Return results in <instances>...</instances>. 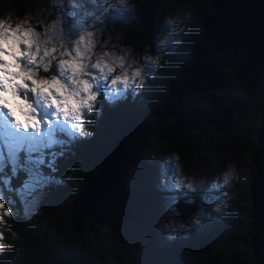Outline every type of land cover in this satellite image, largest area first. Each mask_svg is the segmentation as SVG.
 I'll list each match as a JSON object with an SVG mask.
<instances>
[{
	"label": "clouds",
	"instance_id": "clouds-1",
	"mask_svg": "<svg viewBox=\"0 0 264 264\" xmlns=\"http://www.w3.org/2000/svg\"><path fill=\"white\" fill-rule=\"evenodd\" d=\"M163 4L168 9L170 0ZM193 14L191 0L171 7L152 43L141 48L129 35V25L141 18L137 0H39L22 13L14 6L0 7V257L20 239L13 221L22 215L31 222L42 212L29 208L26 200L38 184L53 179L43 169L55 173L57 161L73 145L94 138L101 101L109 107L136 101L184 43ZM21 172L26 179L13 189L12 179ZM160 172L158 190L184 193L188 206L197 204L196 194L205 187L226 190L240 178L235 162L211 180L186 174L175 150L163 156ZM55 182L62 183L59 178ZM12 192L19 208L8 195ZM165 199L166 214L156 227L170 244L189 239L213 213L227 209L231 197L223 191L211 211L198 205L187 220L179 196Z\"/></svg>",
	"mask_w": 264,
	"mask_h": 264
},
{
	"label": "rangeland",
	"instance_id": "rangeland-1",
	"mask_svg": "<svg viewBox=\"0 0 264 264\" xmlns=\"http://www.w3.org/2000/svg\"><path fill=\"white\" fill-rule=\"evenodd\" d=\"M11 2L12 0H1L0 7H12ZM23 2L26 8L33 6L39 0H23ZM184 2L185 0H170V7L166 9L163 0H137L138 7L144 8V12L139 14L141 18L138 22L129 25V35L134 38V42L140 44L141 48L145 43L151 44L153 35L160 30L163 14L169 11L171 7ZM205 2L206 0H191L194 14L189 31L185 35L184 41L186 43H189L190 37L195 33V27H193L195 12L198 9H204L206 7ZM183 44L174 55L168 57V63L162 67L163 75H166L167 78L181 60L176 55L181 52ZM160 72L155 81H149L144 92L137 99L149 98L154 94L155 88L160 85L158 83ZM201 97L202 95L186 98L197 101L199 110L204 108L200 100ZM240 117L245 125V138L230 140L221 137L215 129L204 126L196 130L189 129L186 134H182V143H185L182 146L183 149L175 146L173 142L176 138L170 133L164 132L151 139L148 145L150 150L154 152L153 158L139 159L134 165L135 167L131 168L127 178L128 185L133 190L135 189V193L128 203L129 208L135 213V219L113 236H109L110 228L106 224L96 226L90 236L72 235L70 219L64 213L62 203L51 213L49 202L52 200L49 196V190L54 187L51 185L56 182L51 174L43 172L44 176L53 179L46 184L43 182L38 184L31 197L26 200V204L29 208L39 207L42 209L41 214L34 216L31 220L41 226L40 232L45 242V249L43 252L22 249L18 253L19 259L12 264H151L154 260L162 259L168 250L175 249V247L177 248L175 255L166 259L171 263L230 264L231 257L228 255V251L232 250L237 254L232 256L235 264H239V262L256 264L253 262L246 239L243 236L242 227H240L242 215V210L239 208L240 201L231 191L236 181L226 190L216 191L205 187L201 193H198L205 201V204L201 206L208 211H211L213 203L218 202L215 197L221 196L223 191H228L231 199H229V207L221 214L213 213V219L205 221L202 228L193 229L189 239H177V241L169 244L163 240L161 231L156 227L157 221L166 214L164 211L165 197L176 195V193L162 192L157 187L158 175L163 174L160 172V165L163 156L168 151L175 150L181 153L186 174L204 176L207 180H211L227 163L235 162L238 165L241 182L250 176L252 165L250 151L254 149L253 146L251 147L250 137L255 133L258 122L252 108L251 110L243 109ZM148 118V126L157 122L155 118ZM120 141L114 142L111 146ZM184 159H187V162L184 163ZM122 170L123 167H114L108 174L116 181L123 173ZM25 179L26 177L23 181ZM241 182L235 183V190L238 189ZM210 237L215 240V245L206 258L190 246V241L202 238L208 242ZM262 249L264 251V243Z\"/></svg>",
	"mask_w": 264,
	"mask_h": 264
},
{
	"label": "water",
	"instance_id": "water-1",
	"mask_svg": "<svg viewBox=\"0 0 264 264\" xmlns=\"http://www.w3.org/2000/svg\"><path fill=\"white\" fill-rule=\"evenodd\" d=\"M227 49L232 50V55H217ZM261 67H264V0H207L197 39L170 80L161 102L163 125H174V130L182 131L209 126L225 133L236 124V116L251 105L231 92L209 97L205 107L199 110L197 101L183 98L212 94L223 84V69L234 78L250 79ZM155 133L153 127L147 126V112H139L110 134L83 174L78 195L72 201L70 219L77 233L92 232L96 226L106 224L110 234L114 235L134 218L128 206L134 190L126 180L131 167ZM254 137L256 144L251 153L253 173L248 183L251 213L247 235L256 264H264L261 244V237L264 238V114ZM119 140L118 144L124 142L126 146L123 154L116 152L118 144L111 146ZM95 166L99 168L95 169ZM114 167H123V173L116 181L108 174ZM106 180L107 184L101 191L107 192L100 194V187ZM112 196H117L114 202L109 201ZM183 197H180L178 207L183 213L182 219L186 220L196 211L197 204L185 205ZM205 240L196 242L194 249L209 254L214 242ZM229 253L237 255L232 250ZM153 264L170 263L156 260Z\"/></svg>",
	"mask_w": 264,
	"mask_h": 264
},
{
	"label": "trees",
	"instance_id": "trees-1",
	"mask_svg": "<svg viewBox=\"0 0 264 264\" xmlns=\"http://www.w3.org/2000/svg\"><path fill=\"white\" fill-rule=\"evenodd\" d=\"M206 3L207 0L204 3V5ZM11 4H13L14 7L18 8L20 12L25 10V4L23 0H12ZM204 10L205 8L204 9L201 8L198 9L197 12H195V21L193 23V27H195V33H193V35L190 37L191 40L189 41V43H186L184 41L181 52L178 55H176V57L180 58L181 60L174 67L169 78H167L166 75H163L162 72L163 68H162L160 72L161 74L159 75L158 78V83L160 85L155 88V92L151 97L139 98L136 99V101L134 102L131 101L120 102L113 107H109L105 102L101 101L103 107V114L101 118L97 121L96 125L93 126V130L95 131L94 138L88 141H80L77 142L75 145H73L72 149L57 161V164L55 165L57 171L55 173H52L47 168L43 169V172H47L51 174L52 177H54V179L59 178L60 181H62V183L60 184L55 183L54 185H51L54 187L51 190H49V196L52 200L51 202H49V204L51 205L50 206L51 213H53L55 209L58 208V205L62 203V207L64 208V213L70 219L72 201L76 199L78 195L79 188L82 185V176L85 173L87 167L90 165L91 160L100 151V149L102 148L103 144L107 141L110 134L114 130H116L124 121H126L132 116H135L139 112H147V119H149L148 117H152L155 118L157 121L156 123L151 124V126L147 125L148 127H153L156 130V133L154 134L152 139L158 137L160 134L164 132L170 133L172 134V136L174 135L176 138L175 141L173 142L175 146H178L183 149L182 146L185 143H182L181 136L182 134H186L188 130L186 131L174 130V125H163L161 102L168 90L169 81L172 79L175 72L179 68L182 60H185L188 53V49H191L192 44L197 39ZM138 12L139 14H142L144 12V8L138 7ZM220 54L232 55V50L227 49L222 53H217V55ZM223 70H224V81L222 86L217 90H215L216 92L213 91L212 94L202 95V97L200 98L201 103L205 107V103H207L209 97L220 96L231 92L237 97H239L245 104L251 105L249 109L251 110L252 108L254 116L257 119V122H259L260 118L264 114V104L263 106H259V108H257V105H260V103H264V67H261V69L258 72L252 74L250 79L234 78L226 69ZM183 99H187V98H183ZM252 104L255 105L253 106ZM240 116H241V112L236 116L237 117L236 124L231 126L225 133L218 132L221 135V137L230 140H232L233 138L246 137L245 125ZM250 139L253 141L252 146L254 147L256 143L254 134L251 135ZM150 140H148L146 147L139 155V159L145 157L153 158L154 152L150 150V146L148 145ZM251 153L252 151H250V154ZM185 162H187V159H184V163ZM250 172H251L250 176L243 182H241V180L236 181V182H241V185L238 187L237 190H235L234 189V185L236 183L235 182L234 185L232 186L231 191L240 201L239 208L242 210L241 211L242 215L240 217V227H242L243 236L246 239L249 252L251 253L249 239L247 235V230H248L247 224L250 221L249 215L251 213V201L248 195V183L252 178L253 164L250 167ZM25 177H26L25 174L21 172L17 178H13L12 188L13 189L18 188ZM126 181L128 184V179ZM0 185L2 188V182H0ZM8 195L11 196L13 200H16V207L19 208L20 204L15 193L12 192L9 193ZM134 219H135V213H134V218L132 220ZM130 221H127L126 224L121 227V229L123 230L129 224ZM70 223L73 231L72 235L76 234V236L78 235L82 237V236H90L93 233V231L90 232L86 230L82 231L81 233H77L72 226L71 219H70ZM13 224H14V230L17 231L18 234L20 235V239L15 242V247L12 250L7 251L4 257H0V264L15 263L16 260L14 261L13 257L18 255V252L16 251L17 248L24 250L33 249L38 252H43L45 249L44 248L45 242L43 240V237L41 236V232H40L41 226L39 224L33 222L32 220L31 222H27L22 215L18 216L13 221ZM109 236H113V235H111L109 232ZM208 239L213 240L214 242L213 246H214L215 240L213 238H208ZM199 240L200 239L196 241L194 240L190 241V246L192 247L193 244H195ZM263 243H264V238L261 237V244ZM175 249L177 248L175 247ZM175 249L172 248L171 250H168L167 253L164 254L163 259L175 255ZM201 254L205 258L209 255L203 253ZM228 255L231 257V260L229 261L230 264H233V258L230 255L229 251H228ZM251 256L253 262L255 263L256 262L255 258L253 257L252 254ZM168 263L178 264V263H171L169 261Z\"/></svg>",
	"mask_w": 264,
	"mask_h": 264
},
{
	"label": "bare ground",
	"instance_id": "bare-ground-1",
	"mask_svg": "<svg viewBox=\"0 0 264 264\" xmlns=\"http://www.w3.org/2000/svg\"><path fill=\"white\" fill-rule=\"evenodd\" d=\"M191 104H195V103H192L191 102ZM195 108V107H194ZM116 152L118 153V154H123V153H125L126 152V146H125V144L124 143H120V144H118V146H117V148H116ZM120 156V155H119ZM95 169H98L99 168V166H95L94 167ZM97 175V174H96ZM107 181L108 180H106V181H104L103 183H102V185H101V187H100V191L101 190H103L104 188V186L107 184ZM112 182H113V180H111ZM111 183V182H110ZM111 185H112V183H111ZM106 188V187H105ZM118 189V186L116 187V190ZM99 191V192H100ZM107 191L105 190V191H101L100 192V194H105ZM99 194V195H100ZM116 198H117V196H112L110 199H109V201L110 202H114L115 200H116ZM104 209H105V205H104ZM100 213L101 214H105V212L103 211V210H100Z\"/></svg>",
	"mask_w": 264,
	"mask_h": 264
},
{
	"label": "flooded vegetation",
	"instance_id": "flooded-vegetation-1",
	"mask_svg": "<svg viewBox=\"0 0 264 264\" xmlns=\"http://www.w3.org/2000/svg\"><path fill=\"white\" fill-rule=\"evenodd\" d=\"M224 71V70H223ZM216 92V91H215ZM263 104L264 103H260V105H257V108H259V106H263ZM253 106L255 105V104H252ZM254 109V108H253ZM252 139V138H251ZM251 147H252V145H253V141L251 140ZM176 195L177 196H179V197H181V196H185V194L184 193H176ZM196 199H197V206L198 205H204L205 204V201L200 197V195L199 194H196ZM187 220V219H186ZM211 238V237H210ZM193 246H194V244H193ZM192 246V247H193ZM204 246V245H203ZM194 249V248H193ZM195 250V249H194ZM167 259V258H166ZM166 259H163V257H162V259H158V260H162V261H165V262H168V261H166ZM156 260H154L151 264H153L154 262H155Z\"/></svg>",
	"mask_w": 264,
	"mask_h": 264
}]
</instances>
